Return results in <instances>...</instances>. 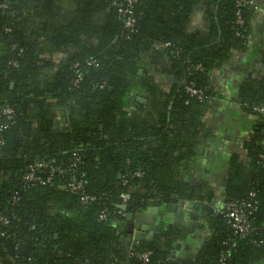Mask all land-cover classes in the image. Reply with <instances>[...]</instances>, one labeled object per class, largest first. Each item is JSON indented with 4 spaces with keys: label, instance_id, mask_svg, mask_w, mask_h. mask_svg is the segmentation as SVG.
<instances>
[{
    "label": "trees",
    "instance_id": "1",
    "mask_svg": "<svg viewBox=\"0 0 264 264\" xmlns=\"http://www.w3.org/2000/svg\"><path fill=\"white\" fill-rule=\"evenodd\" d=\"M120 4L125 0H0V217L8 220L0 222V264L264 263V118L255 111L264 106V54L260 69L239 84L237 101L254 127L242 142L246 162L230 156L220 208L241 209L249 231L236 233L218 213L197 255L170 262L187 230L168 229L131 248L118 207L122 194L134 215L211 199L186 180V163L221 98L213 73L250 49L257 11L237 0H137L128 30ZM199 8L209 24L204 35L189 29ZM145 59L173 81L168 89ZM134 89L146 107L129 99ZM35 162L63 173L47 185L30 183L24 178ZM73 178L81 191L67 187ZM83 196L95 200L84 205ZM142 253L150 254L147 263Z\"/></svg>",
    "mask_w": 264,
    "mask_h": 264
},
{
    "label": "crops",
    "instance_id": "2",
    "mask_svg": "<svg viewBox=\"0 0 264 264\" xmlns=\"http://www.w3.org/2000/svg\"><path fill=\"white\" fill-rule=\"evenodd\" d=\"M257 4L259 9L257 10V16L254 22L251 47L245 54L236 53L234 59L228 66H224L221 70L213 73V85L221 98H218V102H215L212 110L204 118L207 130L202 135L196 157L186 163V180L191 185L201 186L211 197L210 200L195 202L211 206L213 213L200 212L197 220L184 222L182 215L177 217L175 211L169 212V215L174 217L175 220L180 219L181 222L180 226L174 225L173 228H184L188 232L184 239L178 240L173 244L170 252V262L190 260L197 255L201 246L204 245L210 236V230L207 228L209 218L212 216L215 218L222 207L224 181L228 171L230 156L232 153H237L241 156L243 162H246L242 142L253 129L254 120L244 114L237 99L239 84L247 73L253 69H260L261 59L264 54V2ZM208 28L209 24L204 16V8L197 9L191 17L189 29L204 35L208 31ZM144 64H147V71L150 75L155 76L156 82L162 89H168L172 85L173 81L165 73L159 72L148 59L144 60ZM132 93L146 99L142 92L134 89L129 94L131 101H135L134 97L131 96ZM129 105L132 106L130 107L131 111H139V107L130 101ZM147 105L148 101L144 107ZM184 202L186 207L189 201ZM169 205L150 207H159V211H166ZM141 214L143 215L145 225H155L162 221L157 216L147 215L146 211ZM170 223L173 222L165 219L163 231L172 229L167 227V224ZM141 225L143 224L138 223L136 225L137 230L140 229ZM158 234L156 233L153 236L154 239ZM132 242L133 236L128 235L126 243L131 245ZM177 243L180 244L178 250L175 248ZM251 264L264 263L257 261Z\"/></svg>",
    "mask_w": 264,
    "mask_h": 264
},
{
    "label": "built area",
    "instance_id": "3",
    "mask_svg": "<svg viewBox=\"0 0 264 264\" xmlns=\"http://www.w3.org/2000/svg\"><path fill=\"white\" fill-rule=\"evenodd\" d=\"M238 5L242 6L243 4L248 3L249 5H252L254 9L257 11L259 9L258 4L255 2V0H237ZM137 2V0H125V4H120L118 13L124 17H126L125 20V28L128 30H131L135 24V19H134V13H133V6ZM169 45H166V47ZM187 93L191 97H195L197 99H201L203 97V93L201 90L194 89L192 87H187L186 88ZM255 111L258 112L262 117L264 118V106L263 107H256ZM5 115H11L12 110L11 109H6L4 110ZM49 170V174L47 177L43 178L41 176H38L37 174L41 171H46ZM63 171L59 168H49L48 165L45 162H35L32 163L29 168L28 172L25 176V180L33 183V184H40V185H47L53 181L54 175H60L62 174ZM71 191H81L82 189V182L79 180L77 182L75 178L72 179V181L68 184L67 186ZM120 199L122 200V204L127 205L129 201V195L128 194H122L120 196ZM95 199L88 197V196H83L81 198V203L82 204H87L90 202H93ZM247 207H250L247 205ZM219 214L224 215L228 219V223L232 224L233 229L235 230L236 233L240 235H245L249 231V223L248 219L245 215V213L239 209L236 208L232 204H227L225 205L220 211ZM107 213L105 211H102L98 214V219L99 220H104L106 219ZM119 215L121 217H125L126 213L125 212H120ZM0 222H2L4 225L8 224V220L5 218L0 217ZM140 259H142L144 262L149 261L150 254L149 253H142L139 255Z\"/></svg>",
    "mask_w": 264,
    "mask_h": 264
},
{
    "label": "water",
    "instance_id": "4",
    "mask_svg": "<svg viewBox=\"0 0 264 264\" xmlns=\"http://www.w3.org/2000/svg\"><path fill=\"white\" fill-rule=\"evenodd\" d=\"M263 36H264V30H263ZM13 84L11 85V87ZM132 97H134V100L142 105H146L147 100L145 98H142L140 96H137L136 94H131ZM170 109V108H169ZM169 118V115H168ZM121 211L125 212L131 208L130 205H124L122 204V200L119 199V206ZM176 212L177 217H180L182 215V219L184 222H188L189 220H197L199 217L200 212L205 213H213V208L211 206H208L206 204L197 203L195 201H189L185 207V202L182 200L177 201L176 204H171L167 206L166 211H159V207H149L146 209V214L150 216H157L162 221L160 223L155 225H145L143 221V215L138 214L134 215L130 212L126 213L125 217L122 219V221H125V227H126V233L128 235L133 236V242L131 243V248H134L137 243L142 241H148L152 242L154 241V235L156 233H160L164 229V221L165 219L172 221L173 223L167 224L168 228H173L174 225L180 226L181 222L180 219L175 220L174 217L169 215V212ZM216 216V215H215ZM143 222V223H142ZM138 223H141L140 229L137 230L136 225ZM147 232V233H146ZM124 245V244H123ZM180 247V244H176L175 248L178 250ZM18 254L20 256L25 257L27 255V246L26 245H20L18 247Z\"/></svg>",
    "mask_w": 264,
    "mask_h": 264
}]
</instances>
